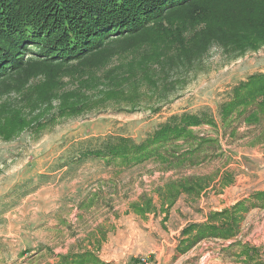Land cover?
Masks as SVG:
<instances>
[{"label":"rangeland","instance_id":"rangeland-1","mask_svg":"<svg viewBox=\"0 0 264 264\" xmlns=\"http://www.w3.org/2000/svg\"><path fill=\"white\" fill-rule=\"evenodd\" d=\"M113 46L112 54H138L122 49V43ZM260 70L264 45L238 55L213 44L187 69L170 72L164 86L129 85L131 96H139L128 106L133 111L117 110L126 103L120 98V105L111 102L100 111L59 117L9 140L0 134V264H57L60 254L87 247L103 259L136 264L142 256L153 264H264V207L253 200L246 205L256 207L242 214L232 237L207 238L176 251L187 224L264 191V112L251 123L233 114L227 126L194 127L198 137L216 141L202 145L193 164L78 159L80 150L96 147L109 134L139 141L171 114L206 109L218 118L217 105L231 88ZM17 93L0 95V105L14 102ZM21 102L29 107L31 100ZM179 144V150L189 147ZM195 180L205 184L197 193L181 192L173 203L161 204V189L180 181L196 185ZM146 199L152 200V209L140 215L132 204ZM137 233L139 243L134 244Z\"/></svg>","mask_w":264,"mask_h":264},{"label":"trees","instance_id":"trees-1","mask_svg":"<svg viewBox=\"0 0 264 264\" xmlns=\"http://www.w3.org/2000/svg\"><path fill=\"white\" fill-rule=\"evenodd\" d=\"M115 43L138 54H112ZM213 44L238 55L264 45V0H0V95L19 93L14 102L0 105V134L9 140L25 128L59 117L100 111L111 102L120 105V98L125 106L116 109L133 111L135 107L128 106L139 96H131L129 85L164 86L170 72L187 69ZM26 97L29 107L21 102ZM253 105L257 108L249 110ZM35 110L38 113L29 118ZM216 112L218 118L206 109L171 114L139 141L106 135L96 147L80 150L78 159H119L133 165L152 158L167 167L193 164L195 152L216 141L198 137L194 127L227 126L233 114H243L251 123L264 112V71L236 83ZM180 142L189 147L179 150ZM194 183L180 181L161 189V204L168 206L181 192L197 193L205 185L201 180ZM249 200L264 207V191L210 212L205 221L187 224L176 251H187L203 239L235 235L242 214L256 207L247 206ZM151 201L134 203L133 210L144 214L152 209ZM57 264L110 263L84 249L60 254Z\"/></svg>","mask_w":264,"mask_h":264},{"label":"crops","instance_id":"crops-1","mask_svg":"<svg viewBox=\"0 0 264 264\" xmlns=\"http://www.w3.org/2000/svg\"><path fill=\"white\" fill-rule=\"evenodd\" d=\"M262 71H264V70H260V71H257V72H262ZM180 194H181V193H180ZM180 194L177 196V198L180 196ZM139 214H140V213H139ZM140 215H145V213H144V214H140ZM182 229H183V228H182ZM133 243H134V244H138V243H139V233H137V234H135V235L133 236ZM133 247H134V246H132V248H131L132 251H139V249L134 250ZM84 249H91V248L87 247V248H84ZM84 249H81V250H84ZM81 250H79V251H81ZM91 250H93V249H91ZM75 252H77V251H75ZM65 253H67V252H65ZM62 254H64V253H62ZM97 255H98V257H99L102 261H104V262H106V263H110V264H136V263H135L136 260H134V262H133V261H132V262H129L128 260H127V261H128V262H127V261H125V260H121V259H120V261H119V260L117 261V258H116V257H111L109 260H106V259H103V258L100 256L99 252H97ZM136 255H138L137 252L133 254V257L136 256ZM118 259H119V258H118Z\"/></svg>","mask_w":264,"mask_h":264},{"label":"built area","instance_id":"built-area-1","mask_svg":"<svg viewBox=\"0 0 264 264\" xmlns=\"http://www.w3.org/2000/svg\"><path fill=\"white\" fill-rule=\"evenodd\" d=\"M139 264H153L147 257H139Z\"/></svg>","mask_w":264,"mask_h":264}]
</instances>
